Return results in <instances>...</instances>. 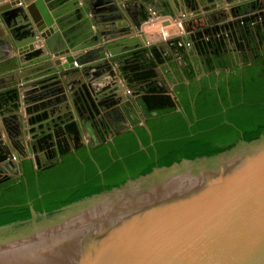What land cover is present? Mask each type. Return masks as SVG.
I'll return each instance as SVG.
<instances>
[{
  "label": "water",
  "instance_id": "obj_1",
  "mask_svg": "<svg viewBox=\"0 0 264 264\" xmlns=\"http://www.w3.org/2000/svg\"><path fill=\"white\" fill-rule=\"evenodd\" d=\"M247 2L230 6L222 20L212 13L211 25L188 33V42L238 23L252 33L244 22L264 15V0ZM127 13L118 0H0V97H17L12 119L24 148L53 143L54 131L75 120V113L84 129L83 118L101 114L93 94L101 101L111 94L118 107L129 100L115 81L116 66L172 40L132 35L121 23ZM253 34L260 40L256 29ZM245 53L242 63L259 62L253 59L257 52L248 61ZM133 128L128 123L120 132ZM12 163L19 174V162ZM0 264H264V133L210 156L155 166L53 214L38 216L32 209L28 222L0 226Z\"/></svg>",
  "mask_w": 264,
  "mask_h": 264
},
{
  "label": "trees",
  "instance_id": "obj_2",
  "mask_svg": "<svg viewBox=\"0 0 264 264\" xmlns=\"http://www.w3.org/2000/svg\"><path fill=\"white\" fill-rule=\"evenodd\" d=\"M173 41L180 45L179 40ZM154 56L158 62L157 50ZM132 57L120 70L129 82L144 83L137 94L147 117L146 125L94 149L82 144L77 123H71L68 129L74 138L58 139L60 163L42 171L32 166L27 178L0 181V226L28 222L32 209L38 216L44 212L53 214L68 204L121 186L155 166H168L182 158L210 156L238 139L250 140L264 133V82L253 74L264 66L231 69L228 78H224L228 82L209 77L200 82V89L195 74L189 72L190 83L182 82L172 94L154 80L157 73L151 59L140 53ZM219 66L226 67L228 63ZM217 82V88L210 87ZM6 104L13 109L19 107L16 95L1 96L0 107ZM12 130L15 136L17 127ZM9 153L0 135V163L9 159Z\"/></svg>",
  "mask_w": 264,
  "mask_h": 264
},
{
  "label": "crops",
  "instance_id": "obj_3",
  "mask_svg": "<svg viewBox=\"0 0 264 264\" xmlns=\"http://www.w3.org/2000/svg\"><path fill=\"white\" fill-rule=\"evenodd\" d=\"M244 1L250 2L252 0H234L231 4L226 3L225 6H221L219 4L220 0H214L207 4L203 3V5L200 3L196 5L194 0H118V2L123 5L124 3L127 4L131 10V15L127 13L126 18H124L121 23H125V29L130 27L134 35L141 36V38H144L146 42L149 40L152 41L151 35L153 33L148 31L145 34L138 35L134 33V30L136 31V29L140 27L144 28L147 20H150L148 19L147 14V9L149 7L155 9L159 17L163 19L173 17L171 14H174L177 17L184 15L183 21L185 22L186 27L189 31L193 32L197 29H205L209 27L212 23L210 18L212 13L216 14L219 20H222L226 16V14H224L225 10L228 13L230 6H235L236 8L239 3ZM215 4H217V7L214 8L213 6ZM245 8L250 9V6H246ZM236 10L235 13L240 11L239 8ZM242 13L243 11L241 9V15ZM244 23L248 25L249 28H252V33H248L247 30L244 31L242 28L244 25H242V23H238L235 29H232V27H220L215 31L195 35L193 36L194 43H191L189 46L185 43L187 40L186 38V40L179 39V44H182L181 48H179V44V46H177L172 40L170 42V46L166 45L163 47H155L151 51V54H148L145 51L138 53L144 54L147 59H151L154 62V70L157 73L154 80L157 83L164 85L166 88L167 86L172 87V94L174 93L175 88L182 82L185 84L190 83L188 78L189 72H193L195 74V79L198 81L200 89L202 85L200 82L204 79L215 77V80L218 81L220 78L228 77L231 69L241 70V68L245 65H252L248 62L242 63L240 61V55L244 51L246 52L245 58L247 61L249 60V53L251 52H260L262 54V59H264V15L257 18H251L249 20L247 19ZM255 29L260 35V40H256L254 37L253 32ZM253 39L254 42H252ZM242 46L245 48L244 51L241 50ZM155 50L160 53V60H158V62L154 56ZM131 58L128 57L123 59L115 68L118 74V78L115 81L117 84H123L124 87L121 91L122 93L127 94L129 99L128 101L124 100L121 104H119L122 113L126 115V118L128 117V121L123 122V125H126V127H128V123H131L134 126L138 123V121L143 120V115L137 106L135 97H139L137 90L142 87L144 83L129 82L120 70L121 65ZM226 62L228 63V66H219L220 63ZM236 63L239 64L233 68L230 67ZM211 65H217V67L215 66V68H211ZM111 87L113 89L114 86L106 88V90L102 91L101 94L109 91ZM127 88H130L132 93H128ZM93 96L96 104L100 107V111L104 115L117 106L109 104L113 99L111 94H107V96L103 97L102 101L96 100V94H93ZM23 99L24 98H22V101ZM102 105H106L107 108L104 110ZM11 106V104H6L0 108V135L5 143L9 145L11 151L13 153H17L18 150L16 149V144L19 143L22 146V143L20 140L15 139L14 133H12V128L14 127L12 116L16 112V109H13ZM20 107L21 112L26 116L25 113L27 108L23 102H21ZM82 110L84 109L82 108ZM29 112L34 113L32 105L29 106ZM82 112L85 113L86 111L84 110ZM75 118L77 119V125L80 128L79 117L76 113ZM82 121L87 131L85 132L86 134L83 140L87 141V137L89 138L88 130H90L92 124L91 121L86 118H83ZM27 138L28 141L33 140L30 138V135H28ZM7 171L9 172L10 169L7 168Z\"/></svg>",
  "mask_w": 264,
  "mask_h": 264
},
{
  "label": "flooded vegetation",
  "instance_id": "obj_4",
  "mask_svg": "<svg viewBox=\"0 0 264 264\" xmlns=\"http://www.w3.org/2000/svg\"><path fill=\"white\" fill-rule=\"evenodd\" d=\"M253 59H256L259 62L252 65L264 66V62L260 61L262 59V56L260 57L258 52H257V57ZM253 74L256 78H258V80L264 82L263 68H261L258 71H254ZM222 79L226 80L224 78H220L219 80ZM226 82H228V80H226ZM218 84L219 82H217L215 86L210 85V87L217 88L219 86ZM227 89H228L227 92L230 94V90H229L230 87L228 86ZM194 100L195 98L192 97L191 101ZM109 104L116 106L117 103L110 102ZM141 113L143 115V120L138 121V123L134 125L133 130L136 129L137 127L146 125L147 117L145 116V112L143 111V109ZM89 120L91 121L92 127L90 128V130H88L89 138L87 137V141L83 140L86 134L85 132H87L85 126L84 129L83 127L79 128L81 142L84 146L96 149L103 143L112 141L114 140L115 137L124 133L120 131L126 127V125H123V122L128 121V117L126 118V115L122 113V111L120 110V106L119 107L116 106L111 111H108L105 115L101 112L99 116H96V118L92 117ZM71 123H77V119L75 118V120H71L67 122V124L62 128H57L54 131L56 138L55 141L53 143L41 142L40 143L41 150H37L36 145H33L31 148L30 146H28V148H24L21 145L17 146L16 149L18 151H17V158L15 159V161L19 162L20 173L18 174L14 169V163L11 164L12 166L10 165V161H12V159L9 158L5 162L0 163V181L5 182L8 180L17 179L19 177L27 178L30 172L32 171V166L34 167V169L38 171H42L49 168L52 165H55L56 163H60L62 161V157L58 152V139L62 137H67L69 139L74 138L73 134L68 129V126ZM74 150H75V146L73 145L72 151ZM21 156H25V158L21 159ZM7 166H11V167L9 168ZM7 168L10 169L9 171L10 173L7 171Z\"/></svg>",
  "mask_w": 264,
  "mask_h": 264
},
{
  "label": "built area",
  "instance_id": "obj_5",
  "mask_svg": "<svg viewBox=\"0 0 264 264\" xmlns=\"http://www.w3.org/2000/svg\"><path fill=\"white\" fill-rule=\"evenodd\" d=\"M149 10L150 13L148 15V19L150 20H147L144 28L140 27L136 29V31L134 30L135 34L142 35L148 31L152 32V41L149 40L150 42L160 41L168 43L169 41L174 39L186 40L185 36L191 31H189V29L185 25V22L183 21L184 15H181L180 17H167V19H163L159 17L155 9L149 8ZM185 43L187 46L190 45L188 40H186ZM75 65L78 66V63L76 61ZM127 92L132 93V90L130 88H127ZM9 158L15 160L17 158V153H14Z\"/></svg>",
  "mask_w": 264,
  "mask_h": 264
}]
</instances>
